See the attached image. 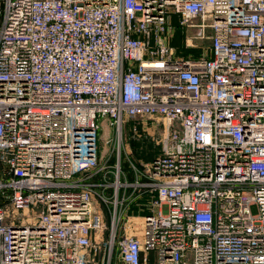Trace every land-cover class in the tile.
<instances>
[{
	"label": "built area",
	"instance_id": "built-area-1",
	"mask_svg": "<svg viewBox=\"0 0 264 264\" xmlns=\"http://www.w3.org/2000/svg\"><path fill=\"white\" fill-rule=\"evenodd\" d=\"M130 118L161 154L126 172ZM108 215L102 264H264V0H0V264H92Z\"/></svg>",
	"mask_w": 264,
	"mask_h": 264
},
{
	"label": "rangeland",
	"instance_id": "rangeland-1",
	"mask_svg": "<svg viewBox=\"0 0 264 264\" xmlns=\"http://www.w3.org/2000/svg\"><path fill=\"white\" fill-rule=\"evenodd\" d=\"M200 32L201 30L199 29L177 30L173 36L167 40V42H169V45L177 50L179 57L199 58L204 54L205 50L211 46L213 35V32L208 29L206 30L205 36H203V38H198ZM165 37L168 39L169 35ZM103 125L108 127L107 119L103 120ZM143 127H145L143 125V121H141L139 118H130L125 120L122 129L121 146L123 151V160L125 161L123 168L126 170V172H129L130 170V163L128 160H131L136 165L143 166L150 163L154 158L161 154L160 133L154 131L146 132ZM114 137V132H112L111 138ZM108 138H110L109 131L104 132L102 139L108 140ZM36 213L37 211L35 209L29 212H16L11 207L8 211L7 219L9 222H12L17 218L28 219L36 215ZM113 226V219L110 215H108L105 217L103 228L95 233L93 238V252L91 254V257L94 261L92 264H102L104 261H107L106 257H108L114 229H119L116 231L118 239L116 240L112 250V253L114 254L113 260L117 261L119 259L120 252V238L124 235L129 237H139L141 235V229L143 227L142 214H138V211L134 209L129 210V212L122 214L119 225L116 223L114 229ZM151 264H156L155 259Z\"/></svg>",
	"mask_w": 264,
	"mask_h": 264
},
{
	"label": "crops",
	"instance_id": "crops-1",
	"mask_svg": "<svg viewBox=\"0 0 264 264\" xmlns=\"http://www.w3.org/2000/svg\"><path fill=\"white\" fill-rule=\"evenodd\" d=\"M177 30H183V29H181V28H179V27H178V29H177ZM138 214H139V213H138ZM115 261H116V260H115Z\"/></svg>",
	"mask_w": 264,
	"mask_h": 264
}]
</instances>
